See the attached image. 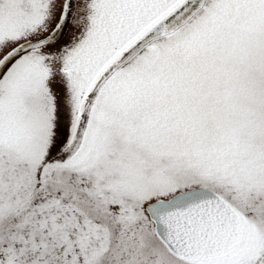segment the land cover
<instances>
[{
	"label": "snow or ice",
	"instance_id": "obj_1",
	"mask_svg": "<svg viewBox=\"0 0 264 264\" xmlns=\"http://www.w3.org/2000/svg\"><path fill=\"white\" fill-rule=\"evenodd\" d=\"M0 264H264V0H0Z\"/></svg>",
	"mask_w": 264,
	"mask_h": 264
}]
</instances>
